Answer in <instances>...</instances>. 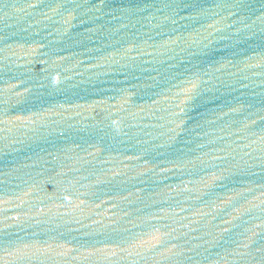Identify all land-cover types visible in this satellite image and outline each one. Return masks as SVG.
<instances>
[{
  "label": "water",
  "instance_id": "95a60500",
  "mask_svg": "<svg viewBox=\"0 0 264 264\" xmlns=\"http://www.w3.org/2000/svg\"><path fill=\"white\" fill-rule=\"evenodd\" d=\"M0 264H264V0H0Z\"/></svg>",
  "mask_w": 264,
  "mask_h": 264
}]
</instances>
